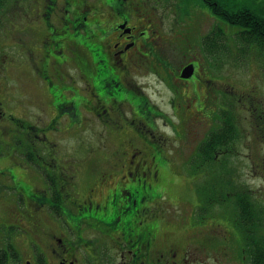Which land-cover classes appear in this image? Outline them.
<instances>
[{
	"label": "flooded vegetation",
	"instance_id": "flooded-vegetation-1",
	"mask_svg": "<svg viewBox=\"0 0 264 264\" xmlns=\"http://www.w3.org/2000/svg\"><path fill=\"white\" fill-rule=\"evenodd\" d=\"M168 1L196 13L186 16L188 20L203 12L210 15L214 25L244 27L247 38L242 66L247 70L248 88L240 90L239 98L244 103L245 127L260 134L255 143L261 145L258 140L264 139V100L260 98L264 96V49L249 39L253 26L264 16L258 14V9H249L247 0H239V8L235 7L236 0ZM154 2L45 0L44 8L32 12V24L44 33L41 45L17 36V45L24 46L27 55L16 64L4 53L6 43L0 41V196L8 209L13 208L7 213L0 211V226L6 233L11 229L27 235L24 244L23 234L22 243H13L6 233H0V264H264L262 206L257 209L254 203L246 202L244 195L235 208L218 218L207 208L204 212L200 204L199 210L204 213L186 226L171 213L170 206L175 207L171 200L175 201L173 182L165 176L162 152L148 139L145 143L150 151L144 142L141 148L134 145L132 135L139 134L135 119L123 125L122 119L116 122L112 116L111 121L118 128L114 134L125 148L119 145L113 153H101L103 159L109 156L115 161L111 165L114 173L89 185L87 181L79 182L77 175L65 176L59 165L63 158L54 150L55 142L45 134L48 129L67 131L62 123L58 127L54 117L43 128L41 120L34 124L22 115L25 108L35 107L42 112L41 107L47 108L49 102L58 118L69 115V109L90 103L91 99L82 93L86 91L90 97H102V101L107 97V105L114 98L123 101L127 90L117 70L128 72L136 57L145 58L141 50L150 43L153 48V43L173 39L163 31L165 22ZM244 16L248 19L245 24L241 23ZM238 40L236 37L233 49ZM36 54L40 57L36 58ZM233 55L238 57L239 53ZM197 59L195 55V60L182 65L181 72L193 65V75L184 79L180 72L178 79L198 96L197 110L201 112L199 102L205 108V102L210 101L208 118L223 124L230 133L232 125L223 123L222 115L218 116L219 108L225 110L220 106L223 98L218 93L228 89L235 94V87L218 80L217 76L223 73L217 62L211 66L212 72ZM68 64H75L81 74L83 90L58 80ZM201 89L209 94L207 101L200 99ZM17 96L22 103L19 111L13 107V103H19ZM103 113L108 115V109ZM197 114L200 113L193 115L196 120L205 118H198ZM186 229L190 230L188 239L181 233Z\"/></svg>",
	"mask_w": 264,
	"mask_h": 264
},
{
	"label": "rangeland",
	"instance_id": "rangeland-1",
	"mask_svg": "<svg viewBox=\"0 0 264 264\" xmlns=\"http://www.w3.org/2000/svg\"><path fill=\"white\" fill-rule=\"evenodd\" d=\"M155 1L156 3L153 5L159 11L160 19L165 22L163 31L171 34L173 39L171 42H169L170 39H163L161 44L153 43V48L150 43L146 50H141L145 58L136 57L128 72L117 70L118 77L121 78L122 85L126 86L127 90L123 101L114 98L112 103L107 105L105 102L108 100L107 97L102 101V97L98 95L90 97L86 91L82 93L86 95L87 99H91L90 103L87 102L86 106L80 105L79 109H69V115L58 118L57 111L53 109L50 102L47 108L41 107L42 112L35 107L25 108L26 113L23 111L22 115L24 114L25 119L34 124H38L41 120L43 128L54 117L58 127L60 122L62 123L67 131L60 132L59 128L51 131L48 129L45 134H48L49 139L55 142L54 150L63 158L59 165H61L65 176L70 178L77 175L79 182L87 181L89 185L97 182L105 174L114 173L111 165L115 161L110 160L109 156L103 159L101 153L104 151L107 154L113 153L119 145H121L120 148H125L114 134L118 128L111 121L112 116L114 115L115 121L122 119L121 124L123 125L135 119L139 134L132 135L134 145L141 148V143L144 142L145 147L150 151L145 143V140L148 139L162 152L163 158L166 160L164 161L165 176L173 182L171 190L175 201L172 198L171 200L175 207L170 206L171 213L175 214L181 222H185L186 226L196 221V217L193 215L198 217L197 207L208 201L209 189L214 187L216 188L215 194L219 192V195H212L210 198V211L218 218L224 217L233 206L235 208L244 195L246 202L254 203L257 209H260L261 205L264 209V139L258 140L261 145L256 144L255 139L260 134L245 127L247 118L243 109L244 103L243 99L239 98V95H242L240 90L248 88L246 68L241 66V61L236 63L231 56L228 57L232 53L230 42L227 43L229 47L227 52L214 57L206 53L202 37H206L214 27V20L210 15L200 12L194 20H186V15L189 12L184 17L180 10L177 15L178 5L175 6L173 1ZM220 2H227V0H220ZM235 3V7L239 8L237 5H241V2L236 0ZM247 3L249 9L252 11L258 9V14L264 16V0H247ZM44 6L45 0L32 2L26 0L20 7L3 10L4 12L1 14L4 18L0 23L4 20L9 23L14 18L20 20L16 23V28L11 27L13 21L9 23L7 37L0 35V41L6 43L5 46L16 43L8 40H12L16 36L15 31L17 30V35L25 38L30 44L41 45L44 35L42 29L37 28V25L32 24V21L30 24H25L22 17L25 11L30 12L33 9L37 13ZM237 13H241V11ZM6 23L4 24L6 25ZM221 27L229 35L228 28L223 24ZM18 45L15 57L18 55L19 57L14 59L16 64L22 62L27 55L24 46ZM196 53L200 58L201 65H207V69L212 72H214L211 67L214 65L213 61H217L219 63L218 70L223 73L221 76H217L218 80L235 87V94L228 89L222 90L221 94L218 93V97L223 98V104L220 106L225 108V110L218 109V116L222 115L223 123L227 121L232 125L230 133L225 130L223 124L208 118L211 115L212 106L209 107L210 101L205 98H209V94L204 93L205 91L201 89L200 99H205L207 105L203 108V102H199L201 105V112H199L196 103L198 96L191 93L193 88H186L183 82L178 79V74L183 68L182 65L193 61L192 58ZM185 55L188 56L186 59ZM37 57L40 56L36 54ZM238 58L242 59V56L240 55ZM61 76L62 78L58 80L73 87H81L80 89L83 90L80 82L81 74L75 64H68ZM262 85L264 86V81ZM130 97L132 100L129 99ZM260 98L264 100L263 95ZM16 99L19 103H13V107L19 111L22 103L19 96ZM105 109H108L109 114L101 115ZM213 110L215 111L216 108L213 107ZM262 111L264 112V107ZM196 113H200L196 115L198 118L201 116L205 118L196 120L193 116ZM47 114L49 115L46 116ZM206 123L208 124L203 126ZM244 127L247 133L246 139H244ZM58 155L56 157L60 158ZM192 164L202 166L200 171H191ZM65 168L67 169L66 173ZM218 172L223 179L220 190H217L215 186L219 182V179L217 180V177H220ZM198 175H202V177L199 178ZM201 185L205 187L203 193L199 190ZM161 202L166 203V199H162ZM249 204L248 206L254 210L253 205ZM2 210L7 213L11 212L13 208L8 209L4 199L0 196V211ZM190 216H192L191 219H189ZM0 233H6L3 226H0ZM181 233L185 234L188 239L190 230L186 229ZM22 234L21 231L9 229L6 236H9L13 243H22L26 238L23 243L27 244V235L23 234L25 238L20 240ZM182 240L185 241V238L183 237ZM1 244L2 242H0V246Z\"/></svg>",
	"mask_w": 264,
	"mask_h": 264
},
{
	"label": "trees",
	"instance_id": "trees-1",
	"mask_svg": "<svg viewBox=\"0 0 264 264\" xmlns=\"http://www.w3.org/2000/svg\"><path fill=\"white\" fill-rule=\"evenodd\" d=\"M17 1L18 0H0V9L2 10V13L4 12L3 10H5L6 8H12V7H16L17 6ZM1 12V11H0ZM1 14V13H0ZM252 19L250 18V21ZM248 21L247 17H243L242 18V22L241 23H246ZM259 24H255L253 26L252 29H254L253 33L250 35V38L249 41L253 42V43H260V45H262V49H264V40H262V38L264 39V19L260 22H258ZM244 28V27H242ZM217 37H220V35L218 34ZM241 39H246L245 36L241 35ZM260 40V41H259ZM217 173V171H214ZM219 176H220V173L218 172ZM219 179V182L217 184V190H220V186H221V183L223 181V179H221V177H217V180ZM211 190V189H210ZM209 190V191H210ZM215 191L214 190H211V193H210V197H212V195H214ZM209 204V202H207Z\"/></svg>",
	"mask_w": 264,
	"mask_h": 264
},
{
	"label": "water",
	"instance_id": "water-1",
	"mask_svg": "<svg viewBox=\"0 0 264 264\" xmlns=\"http://www.w3.org/2000/svg\"><path fill=\"white\" fill-rule=\"evenodd\" d=\"M193 70V68L191 69ZM193 71H190L189 69H186L182 77L189 78L192 75Z\"/></svg>",
	"mask_w": 264,
	"mask_h": 264
}]
</instances>
